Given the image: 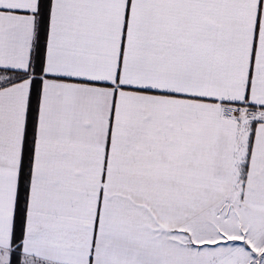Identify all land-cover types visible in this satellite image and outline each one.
Returning a JSON list of instances; mask_svg holds the SVG:
<instances>
[{
    "label": "snow or ice",
    "instance_id": "6c2138e0",
    "mask_svg": "<svg viewBox=\"0 0 264 264\" xmlns=\"http://www.w3.org/2000/svg\"><path fill=\"white\" fill-rule=\"evenodd\" d=\"M0 264H264V0H0Z\"/></svg>",
    "mask_w": 264,
    "mask_h": 264
}]
</instances>
